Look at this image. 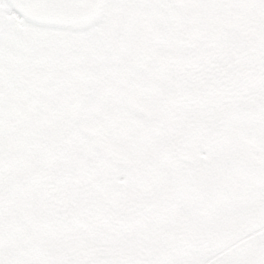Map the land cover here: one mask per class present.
<instances>
[{
  "label": "snow or ice",
  "instance_id": "snow-or-ice-1",
  "mask_svg": "<svg viewBox=\"0 0 264 264\" xmlns=\"http://www.w3.org/2000/svg\"><path fill=\"white\" fill-rule=\"evenodd\" d=\"M0 264H264V0H0Z\"/></svg>",
  "mask_w": 264,
  "mask_h": 264
}]
</instances>
